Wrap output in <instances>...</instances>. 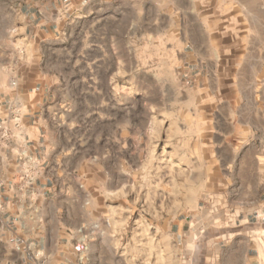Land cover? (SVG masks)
<instances>
[{
    "label": "crops",
    "instance_id": "crops-1",
    "mask_svg": "<svg viewBox=\"0 0 264 264\" xmlns=\"http://www.w3.org/2000/svg\"><path fill=\"white\" fill-rule=\"evenodd\" d=\"M186 1L190 7L196 6V0ZM148 5L154 10L160 6L161 13L146 19ZM180 8L181 0H173L174 23L180 22ZM163 14L162 0L33 1L19 7L15 33L8 45L3 21L0 23V116H5L8 106L22 113V135L0 148V264L94 263L95 250L84 242L82 233L84 218L77 203L81 195L64 185L71 169L79 167L85 143L68 142V137L66 143L65 136L82 134L81 122L95 113L92 108L101 111L106 103L115 107L116 81L120 77L126 86L132 83L134 48L146 45L137 40L165 38L158 29L143 31V23L154 26ZM180 38L178 25L168 37L169 50L177 52L172 66L180 70L182 64L195 65L199 69L196 79L203 71L217 77L206 99L226 103L227 109L219 111L211 124L218 129L215 133L227 140L223 145L227 157L219 161L223 170L219 191L208 193L209 201L189 222L178 221L177 233H211L206 245H224L219 256L210 258L212 262L260 264L256 236L250 230L256 227V219L260 222L256 214L260 215L264 204V157L256 148V133L262 131L256 118L264 111L256 79H221L216 73L220 65L218 47H210L213 53H201L196 46L181 50ZM206 38H211L208 33ZM152 45L163 61L164 43ZM135 57L139 64L141 56L137 53ZM244 87L250 89L249 94ZM215 92L220 95L215 96ZM114 116L109 113L103 118ZM24 157L42 163L26 195L15 183ZM217 209L237 230L212 224L210 217ZM217 232H224V242L218 241ZM238 249L243 252L241 260L234 255Z\"/></svg>",
    "mask_w": 264,
    "mask_h": 264
},
{
    "label": "rangeland",
    "instance_id": "rangeland-1",
    "mask_svg": "<svg viewBox=\"0 0 264 264\" xmlns=\"http://www.w3.org/2000/svg\"><path fill=\"white\" fill-rule=\"evenodd\" d=\"M33 1L40 0H0L6 45L15 33L19 7ZM172 3L162 0L164 14L159 23H143V31L158 29L165 38L137 40L146 45L134 48L132 83L126 86L123 78L117 79L115 107L106 103L101 111L92 108L95 113L81 122L82 134L65 136L66 143H85L79 167L71 169L64 185L81 195L78 210L84 218V242L95 250L93 264H220L210 258L221 254L222 243L206 245L211 234L207 231L178 234L177 223L182 219L189 222L209 201L208 193L219 191L223 172L219 161L227 157L223 148L227 140L215 133L218 129L211 123L227 106L218 98L213 102L206 99L216 75L203 71L196 79L199 69L195 65L182 64L180 70L172 66L177 52L169 50L168 37L179 25L181 50L196 46L201 53H213L210 47H218L216 73L221 79H256L264 111V0H196L191 7L181 0L179 23L172 20ZM158 9L148 5L146 19L161 13L160 6ZM160 41L164 43L161 62L152 45ZM137 53L142 58L139 64L135 62ZM109 113L115 115L113 119L103 118ZM256 125L262 128L256 133V148L264 157V112L256 118ZM261 218L250 230L256 236L260 264H264ZM210 220L216 228L237 230L222 218L219 209ZM223 233H216L219 242L226 238ZM234 255L241 260L243 252L238 249Z\"/></svg>",
    "mask_w": 264,
    "mask_h": 264
},
{
    "label": "built area",
    "instance_id": "built-area-1",
    "mask_svg": "<svg viewBox=\"0 0 264 264\" xmlns=\"http://www.w3.org/2000/svg\"><path fill=\"white\" fill-rule=\"evenodd\" d=\"M15 85V80L12 81ZM22 113L14 106H8L5 116H0V148L22 135ZM21 169L15 179L17 189L24 195L30 192V188L41 171L42 163L31 158L24 157L20 160ZM257 217L264 219V204L261 214ZM261 218V219H262Z\"/></svg>",
    "mask_w": 264,
    "mask_h": 264
}]
</instances>
